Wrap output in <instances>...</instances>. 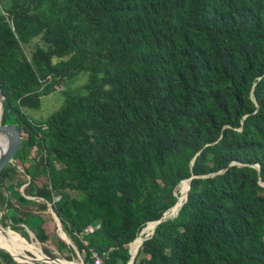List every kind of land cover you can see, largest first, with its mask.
Returning a JSON list of instances; mask_svg holds the SVG:
<instances>
[{"label": "trees", "instance_id": "trees-1", "mask_svg": "<svg viewBox=\"0 0 264 264\" xmlns=\"http://www.w3.org/2000/svg\"><path fill=\"white\" fill-rule=\"evenodd\" d=\"M80 72L44 121L25 113ZM0 88L21 138L0 171L2 231L125 264L190 177L132 264H264V0H9Z\"/></svg>", "mask_w": 264, "mask_h": 264}, {"label": "rangeland", "instance_id": "rangeland-1", "mask_svg": "<svg viewBox=\"0 0 264 264\" xmlns=\"http://www.w3.org/2000/svg\"><path fill=\"white\" fill-rule=\"evenodd\" d=\"M9 3V0H0V12L1 10H3ZM86 81V73L85 72H80V73H77L75 76H73L70 80H68L63 86H61L60 89H56L52 92H50L49 94L47 95H43L40 97V102H39V106L37 108H26L25 109V113L30 117L32 118V120H34L35 122H42L44 121L53 111H55L59 105L61 104L62 100H63V93L62 91H66L68 92L69 94H79L81 93V91L78 89L79 86H81L83 83H85ZM17 168H19V166H17ZM8 181L5 180L4 181V184H7ZM19 190L22 192V186L19 188ZM29 198V197H27ZM30 199H33L30 197ZM34 200L36 201H41L37 198H34ZM30 208L34 209V206H30ZM37 211V210H35ZM34 211V212H35ZM44 212H48L52 218V221L55 223L56 225V220L54 219V216L52 215L51 211H50V208L48 207ZM3 213V211L1 210L0 211V215ZM1 217V216H0ZM1 221V220H0ZM5 223H9V220L6 218L3 220ZM6 224V226H3V227H8ZM1 225V224H0ZM51 227V226H50ZM57 228V227H56ZM24 230L26 231L27 233V236L26 237H23L24 239L30 241L31 242H34L35 244L33 245H36V246H39V249L33 247V246H29L28 244L25 245V248H30L31 251H34L36 253H39L40 249L42 250L43 252V249H47L49 250L51 253H53L55 255V257L65 263H69L67 262L63 257L62 255L55 249L54 245L52 242L50 241H46L45 243L41 244L39 243L33 233L28 230L27 228L24 227ZM55 233L59 236V233L57 231V229H55ZM0 235H1V232H0ZM1 241V240H0ZM70 243V242H69ZM24 248V249H25ZM33 248V249H32ZM26 254H30V251H26ZM43 254H45L43 252ZM68 254L67 252H65V250L63 251V255H66ZM46 255V254H45ZM16 256V255H15ZM48 256V255H46ZM17 257V256H16ZM49 257V256H48ZM19 258V257H18ZM42 258V257H41ZM72 260H77V261H80V259L78 257L74 258V259H71Z\"/></svg>", "mask_w": 264, "mask_h": 264}, {"label": "water", "instance_id": "water-1", "mask_svg": "<svg viewBox=\"0 0 264 264\" xmlns=\"http://www.w3.org/2000/svg\"><path fill=\"white\" fill-rule=\"evenodd\" d=\"M2 102H3V96H2V92H1V88H0V117H1V112H2ZM0 133H2L4 136H5V138H6V144H5V147H4V149L1 151V153H0V171L2 170V168L7 164V163H13V155H14V153H15V151L18 149V147H19V145H20V140H21V138H20V135H19V132H18V130H17V128L15 127V125H13V124H11V123H6V124H1L0 123ZM184 180H187V189H188V187H189V180H190V177H188L187 179H184ZM260 184H261V182H259ZM187 189H186V191H187ZM185 197H186V193H185V196H184V199H185ZM184 199H183V201H184ZM176 202V201H175ZM174 202V203H175ZM182 203V202H181ZM48 205V207H49V204H47ZM174 205V204H173ZM181 205V204H180ZM171 207V206H170ZM169 207V208H170ZM50 208V207H49ZM169 208H167L163 213H162V215L157 219V220H155V221H148V222H152V223H154V225H153V228H152V230H151V232L149 233V234H147L146 236H144L143 237V239H142V241L144 240V239H146V238H148L151 234H152V232H153V229H154V227H155V225L156 224H158L159 222H161V221H163V220H166V219H168V218H171V217H167L166 215H165V213H166V211L169 209ZM50 211H51V209H50ZM51 213H52V215L54 216V219L56 220V225H57V231H58V233H59V236L66 242V243H69V240H68V238H66V236L63 234V232H62V230H61V228H60V225H59V221H58V219H57V217L54 215V213L51 211ZM176 214H177V212H176ZM175 214V215H176ZM174 215V216H175ZM174 216H172V217H174ZM148 222H146V223H148ZM142 229V228H141ZM140 229V230H141ZM135 238V237H134ZM133 238V239H134ZM133 239H132V241H133ZM0 250H2V251H4V252H6L7 254H9L10 255V257L15 261V262H18V263H28V264H33V263H46V264H49L48 263V261H52V262H54V263H58L59 264V262H58V259L56 258V257H53V258H51V257H48V256H46L45 254H43V256H44V259H41V258H36V257H34L32 254L30 255H28V254H26V257H27V259H25V260H21V261H17V260H15L14 258H13V256L6 250V249H4V248H1L0 247ZM128 253H129V250H128ZM75 255H76V257H78L79 259H80V263L81 264H83V262H82V260H81V258L79 257V254H78V252L77 251H75ZM66 260V259H65ZM129 260H131V262H132V260H133V257H131L130 256V254H129V258H128V260L126 261V263L129 261ZM67 262H69L70 260H66ZM125 263V264H126Z\"/></svg>", "mask_w": 264, "mask_h": 264}, {"label": "bare ground", "instance_id": "bare-ground-1", "mask_svg": "<svg viewBox=\"0 0 264 264\" xmlns=\"http://www.w3.org/2000/svg\"><path fill=\"white\" fill-rule=\"evenodd\" d=\"M5 144H6V138L5 136L0 133V153L1 151L4 149L5 147ZM186 189H187V180H182L176 187L175 191H176V194L178 196V199L176 200V202L174 203V205H172L165 213V215L167 217H172L176 214L181 202L183 201L184 199V196H185V193H186ZM153 225L154 223L152 222H149L142 230L141 233H139L138 236H136L133 241L130 243V248H129V252H130V256L133 257L139 244L141 243L142 239L144 236H146L147 234H149L153 228ZM5 228V227H4ZM7 229V231L9 232H4L2 231V226L0 225V232H2L3 234H7L8 236L12 237L13 239H15L19 244H4L0 241V247H3L5 249H8L10 251H12L17 257H19L22 261L27 259L26 257V251H30V253L36 257V258H39L37 256V253L34 252V251H31L29 249H24L25 248V245L28 244L29 246H33L37 249H39V246H36V245H33L35 243H30L31 241H28V242H22L17 236H15L7 227L5 228ZM18 235V234H17ZM131 249V251H130ZM42 258L41 259H44V256H43V252L42 250L40 249L39 251V254ZM58 262L59 264H81L80 261H77V260H70L69 263H65L61 260L58 259ZM49 264H58V263H54L52 261H48ZM126 264H132L131 260H129Z\"/></svg>", "mask_w": 264, "mask_h": 264}, {"label": "built area", "instance_id": "built-area-1", "mask_svg": "<svg viewBox=\"0 0 264 264\" xmlns=\"http://www.w3.org/2000/svg\"><path fill=\"white\" fill-rule=\"evenodd\" d=\"M97 224L95 225H87L84 231L86 233H91L93 229L97 228ZM91 257H92V264H101V257L96 252L91 251ZM0 264H8L5 260L0 258Z\"/></svg>", "mask_w": 264, "mask_h": 264}]
</instances>
